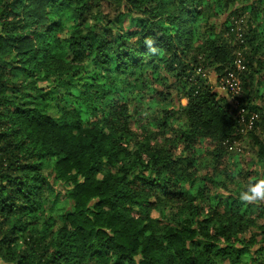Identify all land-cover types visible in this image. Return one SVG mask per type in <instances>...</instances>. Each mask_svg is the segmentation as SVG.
I'll return each mask as SVG.
<instances>
[{
	"label": "trees",
	"instance_id": "16d2710c",
	"mask_svg": "<svg viewBox=\"0 0 264 264\" xmlns=\"http://www.w3.org/2000/svg\"><path fill=\"white\" fill-rule=\"evenodd\" d=\"M236 3L262 16L237 39ZM225 12L218 28L212 16ZM197 68L214 71L217 87L235 71L239 93L213 89ZM131 76L150 90L146 108L157 103L158 117L134 118L140 97L123 87ZM258 101L264 0H0V261L264 264L263 204L257 223L239 195L222 203L206 186L216 171L181 186L198 177L202 140L218 158L238 153L233 142L247 135L264 156ZM239 108L257 114L245 132Z\"/></svg>",
	"mask_w": 264,
	"mask_h": 264
},
{
	"label": "rangeland",
	"instance_id": "374dc122",
	"mask_svg": "<svg viewBox=\"0 0 264 264\" xmlns=\"http://www.w3.org/2000/svg\"><path fill=\"white\" fill-rule=\"evenodd\" d=\"M256 1V0H253ZM243 6L242 3H236L234 6H232L231 9H236L239 13L237 16H233V18H230V31L229 33H233L235 36V39L241 38L246 30L248 29V25L246 23L252 24L255 26L259 23V21H262L260 18H255L254 15H251L248 10H243L241 7ZM229 9V10H231ZM259 13L263 14L262 5H259L257 7ZM228 15V12H225L223 14H220L218 16H212V20L216 22V25L218 28H221V23ZM128 26L127 20L124 21L123 27L126 28ZM228 32L224 33V36L227 37L230 35ZM239 41V40H238ZM240 42V41H239ZM246 49V47L243 48V50ZM237 54L241 55V52H237ZM200 72L201 77L206 78L210 85L213 87V89H216L219 91L220 89L217 87L215 83L216 74L214 71L209 70H201L200 68H197ZM146 77L148 76L147 70L143 71ZM161 74L164 75V73L161 72ZM129 82V85L127 83ZM151 79H148V86L156 87L159 90H164L162 83L153 81L149 82ZM171 81V79H170ZM123 87L131 92V96H138L140 97V101H136L135 105H138L139 112L134 116L136 120H149L153 114L155 116H159L161 114V111L157 108V103H155V111L153 108L148 109L146 108V103L150 102V98L148 97L150 95V90H148L146 87V84L139 83V81L134 80V76L129 77L128 79L123 81ZM170 90V89H169ZM125 91V92H127ZM124 92V93H125ZM131 96H128L131 97ZM186 100L182 99L181 103H185ZM151 103V102H150ZM164 103V102H159ZM260 105L264 107L263 101H258ZM165 104V103H164ZM168 106V105H166ZM51 114L53 116H57V113L51 110ZM176 125V124H174ZM156 130V128H155ZM258 135V138L260 141L264 142V130L256 133ZM213 144L209 140H202V142L196 144V154L197 156L196 160V169L198 170V177L194 181H191L190 179L186 180L184 179L182 181V188L184 190H187L193 186L198 185L199 177H202L203 175L209 174L212 171H216V175L214 176L215 183H206V186L210 192V194L218 195V200L222 199V203L226 204H232L231 200L228 198L229 194H233L235 197H238L239 193L245 189V187L249 184H255L257 181L264 179V156L262 158L259 157L258 148L254 143H252L249 136H244L241 138L240 142L238 141V147L239 152L233 153V152H225L222 154L221 157H214L210 154L211 149L213 148ZM48 172V170H47ZM251 177V178H249ZM255 177L254 182H250V179H253ZM52 181L53 179L50 178ZM56 186L58 183H55ZM58 187V186H57ZM260 204L264 205V199H257L255 201H242V203L239 206V209H243L248 216L255 219L257 223H261L263 221V213L259 209ZM151 216L152 217H160L163 222L168 221L169 218H171V215L167 210H164L162 215L159 214L155 210H151ZM173 219V218H172ZM182 218H178L177 220L180 223H182ZM252 230H249L242 234L244 237H248L251 234ZM251 256V255H250ZM244 261L249 260V256L245 255ZM0 264H4L0 261ZM7 264V263H5ZM220 264H231L230 261L227 258H224Z\"/></svg>",
	"mask_w": 264,
	"mask_h": 264
},
{
	"label": "built area",
	"instance_id": "2783aa9c",
	"mask_svg": "<svg viewBox=\"0 0 264 264\" xmlns=\"http://www.w3.org/2000/svg\"><path fill=\"white\" fill-rule=\"evenodd\" d=\"M234 63L236 65L237 69H242L243 68V64H242V59L240 57V55L238 54V57L235 58ZM218 88L220 90H228L232 93H234L235 95L237 93H239L240 90V80L237 77L235 71L230 70L228 72L225 73V75L221 76L219 78V84H218ZM237 105V101L234 102ZM236 116L238 118V122H239V130L241 132H245L247 130L252 129L255 119L257 117V114L252 112L249 115L246 114V111L244 108H239L236 111ZM234 145L236 147H238V142H233Z\"/></svg>",
	"mask_w": 264,
	"mask_h": 264
},
{
	"label": "clouds",
	"instance_id": "9594fccd",
	"mask_svg": "<svg viewBox=\"0 0 264 264\" xmlns=\"http://www.w3.org/2000/svg\"><path fill=\"white\" fill-rule=\"evenodd\" d=\"M242 201H255L264 199V179L257 181L255 184H249L239 193Z\"/></svg>",
	"mask_w": 264,
	"mask_h": 264
}]
</instances>
